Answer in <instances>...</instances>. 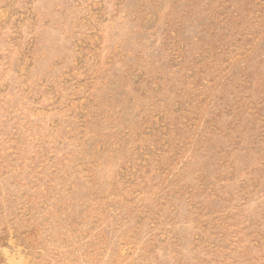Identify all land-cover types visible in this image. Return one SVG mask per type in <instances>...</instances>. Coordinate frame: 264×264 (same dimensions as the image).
Segmentation results:
<instances>
[{
  "label": "rangeland",
  "instance_id": "rangeland-1",
  "mask_svg": "<svg viewBox=\"0 0 264 264\" xmlns=\"http://www.w3.org/2000/svg\"><path fill=\"white\" fill-rule=\"evenodd\" d=\"M0 264H264V0H0Z\"/></svg>",
  "mask_w": 264,
  "mask_h": 264
}]
</instances>
